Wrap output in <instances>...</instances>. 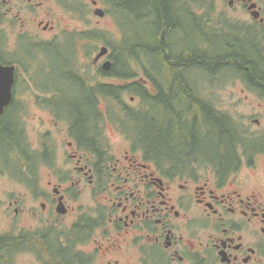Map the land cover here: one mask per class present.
<instances>
[{"label": "flooded vegetation", "instance_id": "af4514ba", "mask_svg": "<svg viewBox=\"0 0 264 264\" xmlns=\"http://www.w3.org/2000/svg\"><path fill=\"white\" fill-rule=\"evenodd\" d=\"M183 1H167L161 16L149 6L147 18H132L127 0H0V68L11 76V100L0 111V264H264V183L253 181L264 147H247L264 136L243 133L195 81L189 96L242 133L229 138L232 150H218L234 164H215L212 150L148 157L155 150L123 128L126 105L137 101L121 93L145 72L125 47L128 22L151 29L178 22L172 40L170 32L162 38L177 69L195 59L198 75L238 76L264 101V0H202L199 12ZM99 18L119 30L113 55L101 46ZM105 47L109 55L100 57ZM75 54L83 58L78 67ZM146 71L143 87L156 95L161 86ZM162 89L168 103L169 88ZM71 90L80 99L73 115L61 117L57 105ZM106 90L119 93L108 96V116ZM31 105L38 114L29 116Z\"/></svg>", "mask_w": 264, "mask_h": 264}, {"label": "trees", "instance_id": "16d2710c", "mask_svg": "<svg viewBox=\"0 0 264 264\" xmlns=\"http://www.w3.org/2000/svg\"><path fill=\"white\" fill-rule=\"evenodd\" d=\"M167 1L169 0H127V4L129 7L135 8V10L130 11L134 13L131 15L132 18H147L149 15L147 12L149 6L155 8L157 12V14H155L156 16H161V12L163 8L166 7ZM170 4H172L171 0ZM125 18H128L127 14L125 15ZM128 23L133 24L134 22ZM159 23L160 24H155L152 29L141 23L137 25L135 23L134 25L125 24L122 26V30L125 34L124 42L128 44L125 47L128 51V46L131 45L129 47L136 50L139 64L142 65L146 74V65H143L140 61L141 57L145 59L143 63L148 61L146 60L147 57L144 55H150V46L146 44V41H149V38H142L140 34L141 32L147 33L150 31L151 37L153 36L155 41V48L152 52L154 53L153 57L160 60L165 71L167 67L165 64L166 62L169 65L170 70V78H168L170 81L168 103H163L165 95H163L162 85L156 95H152L150 91L142 86L141 83L143 82L137 83V90L135 93L140 97V104L138 105L137 110H126V119L130 118V121L126 126L130 128V133L138 141L141 148H152L155 150L153 155L148 157H153L155 156L154 154L162 155L167 151L171 154L178 152L176 155H179V153L188 151V149H196L198 152L210 150L202 145L203 140L200 139L199 135L203 132L209 136L211 140V150L213 152L212 157L217 160L215 164L224 165L225 161L223 160V157L220 156L218 150H232L233 146L230 143L229 138L241 137L242 133L234 124L229 125L219 120V122H217V118H221V115L218 112L212 111L204 100H197L196 98L189 96L188 83L190 84V82L187 79V75L192 71L196 72V70H194L196 60H187L185 63L183 62L181 69H177L173 63V58L176 59V57L165 56L163 46L165 42L162 38L166 37L167 32H170L171 34H168L172 40L173 36L176 35L175 33L178 32V22H174V25L172 23L164 24L161 21H159ZM161 24L164 26L163 31H166L164 35L161 33ZM168 25L169 27L166 28ZM164 58L166 60H164ZM202 62L206 63L207 61L203 58ZM129 78L130 77H122V79ZM157 83L159 85L161 84L160 82ZM105 94L111 97H114L115 95L114 93L109 92H106ZM139 125L144 126L146 129L148 128L147 133L141 130L137 134V127ZM150 129H155V131L148 133V130ZM161 136L164 138V140H162L163 142L155 143V139ZM226 163L227 164L225 165L230 164L228 160Z\"/></svg>", "mask_w": 264, "mask_h": 264}, {"label": "rangeland", "instance_id": "374dc122", "mask_svg": "<svg viewBox=\"0 0 264 264\" xmlns=\"http://www.w3.org/2000/svg\"><path fill=\"white\" fill-rule=\"evenodd\" d=\"M186 3H189L190 5H194L195 9L199 12L198 7L200 9V7L203 5V1L202 0H188L186 1ZM183 5V4H182ZM99 21V24H97V22ZM193 26V24H192ZM95 27H99L100 31L104 34V39H105V43L101 44V46H109L111 48V50L113 48H116L118 46V35L119 34V30L117 28V26L113 23L111 18H105V19H101L99 18L98 20H95ZM194 27V26H193ZM91 32L93 33L95 30L94 28H90ZM142 38H149V41H146V44L151 46L155 44V41L151 38V33L150 31L147 33H140ZM184 34H186V37H190L191 35V29H190V25L186 24L185 25V29H184ZM187 41L190 42V40L186 39ZM185 40V42L188 44L189 42H187ZM94 47H90V49L92 50ZM97 52V50H96ZM93 54V53H89ZM73 58V54L71 59ZM79 58V60H78ZM83 59V58H82ZM79 54H75V61H74V67H78L81 65V60ZM145 59H143L141 57V62H144ZM150 62V67L152 68V75L159 81L161 82L160 85L169 88L170 89V81H165L164 80H168V76L166 74V71L164 70V67L162 65V63L160 62V60L155 59V57H152L151 59L148 60ZM84 68H86V72L87 70L91 72L92 74V68L90 66H84ZM82 69V68H81ZM139 70V69H138ZM139 74L136 77L138 82H142V79L146 78V75L144 73H142L140 70L138 71ZM189 76H191L193 78V81H195V83L200 84L202 86V96L213 101L214 102V106L215 107H219L220 109H224L228 111V114H230L231 116H233L235 118V121L238 122V126L240 128V130L245 133L248 134L249 136H264V101H261L260 98L258 97V95L252 93V92H248L246 91V87L244 84V81L242 79H240L238 76H226V80H223L221 77L220 79L216 80L215 78L211 79V80H207L205 78H203L202 76L198 75L197 73H191ZM229 77V79H228ZM228 79V80H227ZM221 80V81H220ZM101 81V80H99ZM102 82V81H101ZM107 82V81H105ZM61 83V82H59ZM113 83L115 84H123L121 82H117L114 81ZM215 85V86H212ZM131 96V95H130ZM130 96L127 97V103H130ZM25 98L30 99V100H34V98H32L31 96H26ZM80 99V95L78 93V91L75 90H71L66 92V99L65 100H61V102L57 105V110L58 113L61 117H65L68 118L70 117L72 114V107L75 106L74 102H78ZM140 102V98L137 96V103ZM104 106V107H103ZM101 106V109L105 112V115L108 116L107 114V110H109L108 108H112L111 102L107 101V104ZM30 108L28 109V113L29 116H34L36 114L39 113V109L36 108L35 105H31L29 106ZM110 111V115H112V110ZM259 120L260 123L257 124L255 121ZM111 127V126H108ZM128 127V126H127ZM148 129V128H147ZM147 129L142 126L139 125L137 127V134L143 130L144 132L147 133ZM155 131V129H150L148 130V133ZM117 132V131H116ZM108 136H111L113 138V140H119L120 137L117 134H114L113 131L111 130V128L108 129L107 131ZM200 139L203 140V146L207 149L212 148L211 145V140L209 138V136H207L206 134H204L203 132L200 133ZM162 140H164V138L158 137L155 139V143H159V142H163ZM233 140V139H232ZM152 142V140H151ZM154 143V145H155ZM156 146V145H155ZM249 149H261L264 147V137L256 142H252L249 141L248 142V146ZM241 151H245V149L241 150ZM231 164H234V162H230ZM202 164H208V163H202ZM259 167H258V175H259V179L258 178H253V181H261L264 183V158H260L259 159ZM243 170V169H242ZM241 170V171H242ZM246 171V170H245ZM242 172L241 176H243L244 172ZM252 176V173H249ZM17 179V178H15ZM242 181H247V179L245 177L242 178ZM254 184V183H253ZM260 186H264L260 185Z\"/></svg>", "mask_w": 264, "mask_h": 264}, {"label": "water", "instance_id": "95a60500", "mask_svg": "<svg viewBox=\"0 0 264 264\" xmlns=\"http://www.w3.org/2000/svg\"><path fill=\"white\" fill-rule=\"evenodd\" d=\"M107 53V49H102L100 56ZM110 63H107L104 68L108 69ZM11 100V76L4 69L0 68V111Z\"/></svg>", "mask_w": 264, "mask_h": 264}]
</instances>
